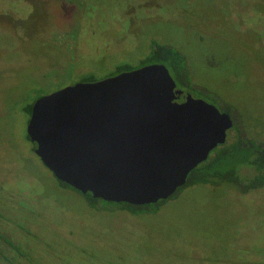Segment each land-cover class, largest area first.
<instances>
[{"label":"rangeland","instance_id":"rangeland-1","mask_svg":"<svg viewBox=\"0 0 264 264\" xmlns=\"http://www.w3.org/2000/svg\"><path fill=\"white\" fill-rule=\"evenodd\" d=\"M6 1L28 6L13 15L0 7V199L28 229L16 242L29 258L13 263L264 264V186L246 190L252 169H241L242 184L186 187L153 213L92 208L35 155L25 111L65 87L141 68L154 45H166L186 58L192 97L230 109L236 134L264 148V0H92L81 29L50 0ZM19 208L31 215L16 217Z\"/></svg>","mask_w":264,"mask_h":264},{"label":"water","instance_id":"water-1","mask_svg":"<svg viewBox=\"0 0 264 264\" xmlns=\"http://www.w3.org/2000/svg\"><path fill=\"white\" fill-rule=\"evenodd\" d=\"M164 65L81 82L36 100L26 126L56 180L110 203L155 204L226 142L233 121L185 96Z\"/></svg>","mask_w":264,"mask_h":264},{"label":"trees","instance_id":"trees-1","mask_svg":"<svg viewBox=\"0 0 264 264\" xmlns=\"http://www.w3.org/2000/svg\"><path fill=\"white\" fill-rule=\"evenodd\" d=\"M151 64L164 65L169 71V74H171L170 76L173 77L172 79L174 80L177 89L184 90L190 95V91L197 90L193 88L191 83L190 70L187 60L185 56L180 54L178 51L166 45H154L150 54L142 62V66ZM123 71H132V69L130 67H122L119 69V73ZM94 81L95 80L93 79L84 80V82ZM32 106L33 104H30L25 108L29 117ZM222 112L227 113L231 119L234 117L232 111L228 108H225ZM237 132V127L228 131L226 142L223 145L216 147L210 153L206 161L200 163L196 168H194L188 174L185 185L179 188L170 198L175 197L186 187L197 184H242L243 180L240 171L243 168H250L255 173L254 176L248 178L245 183L247 191L264 186V148L255 140L238 135L236 134ZM34 149L35 144H33V151ZM60 185L63 188L72 189L64 183H60ZM84 196L88 198L89 205L92 208L100 201L107 205L115 206L121 210H126L132 214L153 213L157 211L159 206L166 201L162 200L155 204L136 206L127 203H110L100 199H94L90 193H87Z\"/></svg>","mask_w":264,"mask_h":264},{"label":"flooded vegetation","instance_id":"flooded-vegetation-1","mask_svg":"<svg viewBox=\"0 0 264 264\" xmlns=\"http://www.w3.org/2000/svg\"><path fill=\"white\" fill-rule=\"evenodd\" d=\"M28 1H30L31 3L33 1V3H34V1H36V0H28ZM50 1L53 2L57 6V14L60 17V20L61 21L70 22L73 25L72 26L73 29L75 27V25H74L75 23L78 24V26H77L78 29L80 28L79 23H81V21L83 19H85L87 14L90 11H92V8L90 7V5H93V6L97 5V2L92 1V0H90V1L89 0H50ZM123 2H125L128 5V8L131 7V6H133L134 8H138L139 6H142V4H143V3H141V0H115L114 4L115 3H123ZM0 4H1L0 5L1 8L5 7L4 11H1V12H4V14H5V12H7L8 15H13L14 13L18 12V10H20L22 8H25L26 11L28 10V6L26 4H23V3H17V4L16 3H11V4H9L6 0H0ZM42 4L44 5V0H42ZM142 7L146 8L144 5ZM81 8H82V10H81ZM132 8H130L129 10H131ZM4 14H0V16H2ZM76 36H77V39H78L79 38L78 37L79 34L76 35ZM176 90H179V89L176 88ZM182 92L183 93L179 96V98L177 100V102H179V103L184 102L185 96L187 94H189L188 92H186L184 90H182ZM220 112H222V111H220ZM232 121H233V127L232 128H236L237 127V123H236V120H235L234 117H232ZM58 183H59V188L60 189H63V190L69 189V188H63L60 185L61 182L58 181ZM29 195H32V196L35 197V202H40V200L33 193H31ZM7 196H8L9 199L10 198H14V196L11 195V194H7ZM19 197L21 198L22 196H19ZM12 200L16 202L15 198L12 199ZM56 201H58V202H60L62 204L66 203V202H64L61 199H58ZM5 203L6 202H3L0 199V264H2V263H5V264H16V263H13L12 259H14L15 261L18 262L19 259H20V256L22 258H24L25 260L29 258V257L26 256V254L22 253V251L19 248V244L16 242L17 241L16 233L17 232L20 233V232H22V230L26 233V230H28V229H27V227H23L20 222L16 223L15 221L12 220V218L15 217V216H13V214L12 215H8L7 214L6 206H5L6 204ZM32 211H33V209H32ZM16 212H17L16 213V217H22L23 218L25 216L29 217L31 215V213H30L31 211H24L23 209H20V208ZM69 216L71 217V221H70L69 225L66 226L67 227L66 237H73L74 236V231H73V227H71V226L74 225L73 224L74 215L73 214H69ZM5 224H7L8 227H6ZM26 224H27V222H26ZM70 228H71V230H70ZM5 229L6 230L8 229L9 232H12L13 236L8 234V232H6ZM70 232H71V234H70ZM24 241H27V240L24 239ZM67 241H69V240L67 239ZM6 248L12 249V251H13V252H10V253H13V255L10 258L7 257L8 255L7 256L3 255V254H6L5 253V249ZM3 251H4V253H3Z\"/></svg>","mask_w":264,"mask_h":264}]
</instances>
